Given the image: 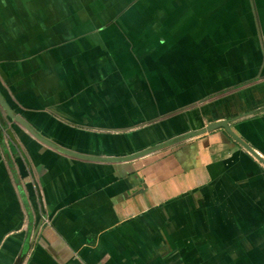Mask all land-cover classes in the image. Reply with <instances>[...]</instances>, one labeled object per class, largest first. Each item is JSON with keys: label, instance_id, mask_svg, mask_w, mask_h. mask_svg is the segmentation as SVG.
Listing matches in <instances>:
<instances>
[{"label": "crops", "instance_id": "obj_1", "mask_svg": "<svg viewBox=\"0 0 264 264\" xmlns=\"http://www.w3.org/2000/svg\"><path fill=\"white\" fill-rule=\"evenodd\" d=\"M122 1L0 0V264H264L224 128L106 159L223 119L264 159V0Z\"/></svg>", "mask_w": 264, "mask_h": 264}, {"label": "water", "instance_id": "obj_2", "mask_svg": "<svg viewBox=\"0 0 264 264\" xmlns=\"http://www.w3.org/2000/svg\"><path fill=\"white\" fill-rule=\"evenodd\" d=\"M0 103L2 104V106L6 109V111L8 112V114L12 115L11 112L8 110L7 106H6V103L4 101V99L0 96ZM13 117H15V115H13ZM217 127H222L226 130V132L232 137L234 138V140H236L239 144H241L242 146H244V148H246V150H248L251 154H253L256 158H258L260 161L264 162V159H262L245 141H243L241 138H239L238 136H236L234 134V132L230 129V127L228 126V120L226 119H223V120H215L213 122H210L208 123L206 126H204L203 128L199 129V130H196V131H190V132H186V133H183V134H180L174 138H170L168 140H165L159 144H156L154 146H152L151 148H148L146 150H143L141 152H137V153H134V154H131V155H128V156H124V157H120V158H106V159H129V158H133L141 153H145V152H148V151H153V150H156V149H159L161 147H164V146H167L169 144H172L176 141H179V140H182V139H187L188 137L190 136H193L195 134H199V133H202V132H205L207 130H211L213 128H217ZM35 136H37L38 138L44 140L45 142H47L48 144H51L53 145L54 147H57L59 148L58 146H56L55 144H52L50 143L48 140H46L45 138H42L40 136H38L37 133H35L34 131H32L30 128H28ZM60 149V148H59ZM63 151H65L66 153H69L73 156H77V157H88L86 155H82V154H79V153H76V152H72V151H68V150H64L62 149ZM27 252V247L26 246H23V248L20 250L19 254L16 256L15 260L13 261L12 264H22V261L25 257V254Z\"/></svg>", "mask_w": 264, "mask_h": 264}, {"label": "rangeland", "instance_id": "obj_3", "mask_svg": "<svg viewBox=\"0 0 264 264\" xmlns=\"http://www.w3.org/2000/svg\"><path fill=\"white\" fill-rule=\"evenodd\" d=\"M84 3H86V2H84ZM104 2H94V1H92V2H90L89 3V7H87V5L85 6L84 5V8H86V9H90V10H94V9H96V8H99V7H101V5L103 4ZM117 3V2H116ZM120 6L118 9H120V14L121 13H123L126 9H144L145 8V0H128V1H122V2H120V4H116L115 5V7H117V6ZM96 6H98V7H96ZM114 7V6H113ZM116 9V8H115ZM138 19H140V20H144L143 18L141 19V18H138ZM129 20H132V18L130 19V18H124V19H121V23L122 24H129ZM240 35V34H239ZM190 132V131H189ZM185 139H182V140H179L180 142L181 141H184ZM239 144V143H238ZM249 152V151H248ZM250 153V152H249ZM250 155L252 156V157H254L255 158V156L253 155V154H251L250 153ZM261 165V164H260ZM262 166V168H264V166L263 165H261Z\"/></svg>", "mask_w": 264, "mask_h": 264}]
</instances>
